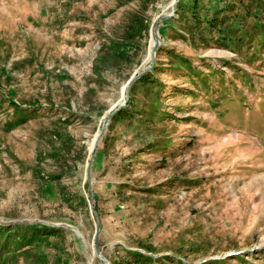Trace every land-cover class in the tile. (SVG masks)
<instances>
[{
    "label": "rangeland",
    "instance_id": "rangeland-1",
    "mask_svg": "<svg viewBox=\"0 0 264 264\" xmlns=\"http://www.w3.org/2000/svg\"><path fill=\"white\" fill-rule=\"evenodd\" d=\"M173 2L0 0V264H264V0Z\"/></svg>",
    "mask_w": 264,
    "mask_h": 264
},
{
    "label": "water",
    "instance_id": "water-1",
    "mask_svg": "<svg viewBox=\"0 0 264 264\" xmlns=\"http://www.w3.org/2000/svg\"><path fill=\"white\" fill-rule=\"evenodd\" d=\"M176 2H178V0H175L174 7L172 8V12H171L169 15L163 17L160 21H163V20H169L170 18H172V16L175 14V11H176V6H175ZM158 23H159V21H157V23L154 22V23L152 24V29H154V31H155V32H154V38H155V41H156V42L154 43L153 47H152V60H153V57H154V54H155L156 49H157V48L159 47V45H160V42H159V39H158V35H157ZM152 60H151V61H152ZM150 70H151V66L148 67L147 69H145L144 71H142L141 73H136V72H135V73L129 78L128 83H127V86L130 87V85H131L135 80H137V79H138L139 77H141L142 75L148 73ZM127 98H128V92H126V94H125V99H124V101L122 102V104H120V105L116 108L115 111H118V110L122 109L124 106H126V104H127ZM115 111H114V112H115ZM114 112H113V113H110V114L106 117V119H104V125H103V128H102V132L105 130V128H106V126H107V124H108V121H109L110 117L114 114ZM99 138H100V135L97 137V140H98ZM94 148H95V145H94ZM89 174H90V168H88V170H87V176H88V179H89ZM90 189H91V188H90ZM89 206H90V209H91V211H92V213H93L94 211L92 210V204L90 203ZM99 228H100V223H99L98 218L96 217L95 234H94V244H95V245H94V253L96 254V256H97L100 260H102L105 264H107L106 259H105V258L102 256V254L98 251V248H97V246H96V244H97V236H98Z\"/></svg>",
    "mask_w": 264,
    "mask_h": 264
},
{
    "label": "bare ground",
    "instance_id": "bare-ground-1",
    "mask_svg": "<svg viewBox=\"0 0 264 264\" xmlns=\"http://www.w3.org/2000/svg\"><path fill=\"white\" fill-rule=\"evenodd\" d=\"M174 3H175V0H174V2H173V7H174ZM161 19H162V18H161ZM161 19L156 20L155 22H156V23H157V21L160 22ZM152 32H153V33H152V37H153V39H154V41H155V38H154V32H155V31H154V29H152ZM155 42H156V41H155ZM151 54H152V53L150 52V58H151ZM127 88H129V87L127 86ZM96 142H97V139H96ZM94 145H96V143H95ZM92 147H93V146H92V144H91L90 148H92ZM93 149H94V147H93Z\"/></svg>",
    "mask_w": 264,
    "mask_h": 264
},
{
    "label": "trees",
    "instance_id": "trees-1",
    "mask_svg": "<svg viewBox=\"0 0 264 264\" xmlns=\"http://www.w3.org/2000/svg\"><path fill=\"white\" fill-rule=\"evenodd\" d=\"M179 2H180V0H178L177 5H178ZM143 76H144V75H142L141 78H142ZM139 78H140V77H139ZM135 81H136V80H135ZM120 110H122V109H120ZM118 111H119V110H118Z\"/></svg>",
    "mask_w": 264,
    "mask_h": 264
}]
</instances>
